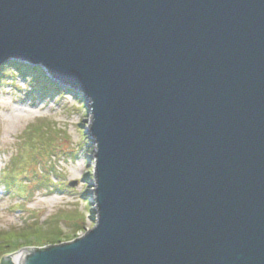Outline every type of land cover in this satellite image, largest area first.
Listing matches in <instances>:
<instances>
[{
  "label": "water",
  "instance_id": "95a60500",
  "mask_svg": "<svg viewBox=\"0 0 264 264\" xmlns=\"http://www.w3.org/2000/svg\"><path fill=\"white\" fill-rule=\"evenodd\" d=\"M9 59L96 145L95 228L17 264H264V0H0Z\"/></svg>",
  "mask_w": 264,
  "mask_h": 264
},
{
  "label": "rangeland",
  "instance_id": "374dc122",
  "mask_svg": "<svg viewBox=\"0 0 264 264\" xmlns=\"http://www.w3.org/2000/svg\"><path fill=\"white\" fill-rule=\"evenodd\" d=\"M23 65L9 59L0 67V239L38 234L0 264L6 256L15 264L23 249L81 239L97 219L88 102L46 85L51 75H40L41 66Z\"/></svg>",
  "mask_w": 264,
  "mask_h": 264
},
{
  "label": "trees",
  "instance_id": "16d2710c",
  "mask_svg": "<svg viewBox=\"0 0 264 264\" xmlns=\"http://www.w3.org/2000/svg\"><path fill=\"white\" fill-rule=\"evenodd\" d=\"M22 67L27 69V67H25V66H22ZM36 70H38V73L40 75H42L44 77L46 76L45 71L42 68L37 67ZM44 80H45L46 85L51 86L57 90H60L59 85L52 83L47 77ZM13 232H14V234L8 235L9 236L8 240L7 239H0V257L7 254V253L18 251L19 249L23 248V245H28L29 243H31L30 241H36L37 240V239H35V235L38 234L37 231H35L33 234L32 233H26V232H23V233H18L16 231H13ZM1 235H3V234H0V238L6 237L4 235L3 236H1ZM46 249H48V248H46ZM46 249H43V250H46Z\"/></svg>",
  "mask_w": 264,
  "mask_h": 264
},
{
  "label": "bare ground",
  "instance_id": "6f19581e",
  "mask_svg": "<svg viewBox=\"0 0 264 264\" xmlns=\"http://www.w3.org/2000/svg\"><path fill=\"white\" fill-rule=\"evenodd\" d=\"M70 89V88H69ZM71 89H73L74 91H76L80 96H83L84 98H86L85 97V94L84 93H82V92H80L78 89H76V88H71ZM68 92H70V91H68ZM96 146V145H95ZM94 152H93V156H94ZM17 261H18V258L14 261V263L16 264L17 263Z\"/></svg>",
  "mask_w": 264,
  "mask_h": 264
}]
</instances>
